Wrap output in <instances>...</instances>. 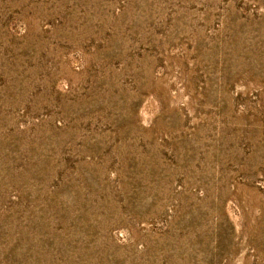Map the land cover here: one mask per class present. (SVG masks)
Here are the masks:
<instances>
[{"label":"rangeland","instance_id":"1","mask_svg":"<svg viewBox=\"0 0 264 264\" xmlns=\"http://www.w3.org/2000/svg\"><path fill=\"white\" fill-rule=\"evenodd\" d=\"M0 264H264V0H0Z\"/></svg>","mask_w":264,"mask_h":264}]
</instances>
